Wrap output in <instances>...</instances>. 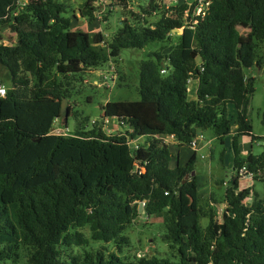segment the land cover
I'll return each instance as SVG.
<instances>
[{
	"label": "trees",
	"instance_id": "16d2710c",
	"mask_svg": "<svg viewBox=\"0 0 264 264\" xmlns=\"http://www.w3.org/2000/svg\"><path fill=\"white\" fill-rule=\"evenodd\" d=\"M13 1L0 0V28L15 33L0 43V79L8 88L0 96V264L22 256L24 264H264V200L246 203L253 186L240 189L235 180L246 167L264 181V151L244 157L238 145L239 136L255 138L247 116L254 77L244 69L264 66V0H212L205 16L187 12L186 3L165 8L150 0L139 4L142 20L135 13L123 19L111 39L74 29L58 0H30L6 17ZM96 8L87 0L80 13L94 20ZM153 14L160 15L154 23ZM175 28L183 29L177 43L140 63V99L103 106L119 120L113 131L97 122L68 135L52 132L66 118L62 102L77 74L117 60L124 49L164 42ZM190 80L199 82L196 99ZM228 104L237 110V175L219 220L202 203L197 153L181 164L164 136L175 135L182 147L212 129L223 141L232 130ZM143 202L144 215L163 218L176 260L123 253ZM91 240L119 251L90 247Z\"/></svg>",
	"mask_w": 264,
	"mask_h": 264
},
{
	"label": "rangeland",
	"instance_id": "374dc122",
	"mask_svg": "<svg viewBox=\"0 0 264 264\" xmlns=\"http://www.w3.org/2000/svg\"><path fill=\"white\" fill-rule=\"evenodd\" d=\"M58 1L65 5L67 10L66 16L71 17L74 29H82L87 32L102 31L105 33L107 39H111L119 29L123 19H132L131 17L135 13L137 15L136 18L142 20V15L144 14L139 4L146 5L150 0H129L126 6L120 4V0H113V2L106 3L104 7L98 8L94 20H90L80 13V8L83 7L87 0ZM194 2L195 0H164V7L170 8L173 5L183 3L191 5ZM159 18V14H153L149 20L154 23ZM1 28L4 30V33H7V31L11 32L10 35L13 36L9 37H11L10 39H14L15 35L12 34V31L4 27ZM239 30L242 34L250 33L249 26L244 24L239 26ZM182 32L183 29L175 28L170 37L164 42L153 43L143 49H124L121 56L111 62L118 74V81L115 83L111 80L103 82L102 76L96 70L77 74V79H72L68 84L70 95L68 97L69 101L68 99L66 100V104L67 109H71V114L67 119H64L63 123H58V125L67 127L72 133L80 127L89 130L93 127V120L100 116H106L103 106L108 101L140 99L139 68L141 61L146 59L150 52L160 50L162 45L174 46L178 41V35ZM259 52L260 55L263 54L261 47ZM99 70L103 74L107 73L110 70V64L104 65ZM244 70L247 77H254L255 85V91L250 96L247 107V116L253 125V135L255 138L238 137L241 155L247 157L251 153L258 155L264 151V66L260 67L256 64ZM0 82H2L1 79ZM8 82L6 81L5 83ZM190 98L192 99L193 97L190 95ZM227 110L232 120L231 132L226 134L222 141L217 137L214 130L206 129L202 131L201 135L203 137L200 141V149L196 151L198 158L195 172L201 181L200 195L202 203L205 209H209V206H212L219 220H222V215L227 207V188L237 175L233 146V139L237 129V110L232 104H228ZM192 151L193 149L190 145L183 146L181 164L187 162L192 155ZM248 177V173L243 174L240 172V176L235 178L239 182L240 189L253 186L249 198L245 200L246 203L264 200V181L255 179L253 176H250L251 178ZM209 221L210 217L206 216L202 217L200 222L203 227H206ZM85 232L87 235L90 234L88 228L85 229ZM125 234L129 237V243L123 247L124 254H129L133 258L136 256L155 255L159 258L177 259L174 248L166 240V227L163 218L160 216L144 215L143 205L141 215L134 223L127 227ZM89 246L94 248L105 247L109 252L119 251L113 242L107 243L91 240ZM24 262L25 258L22 256L18 264H24Z\"/></svg>",
	"mask_w": 264,
	"mask_h": 264
},
{
	"label": "built area",
	"instance_id": "2783aa9c",
	"mask_svg": "<svg viewBox=\"0 0 264 264\" xmlns=\"http://www.w3.org/2000/svg\"><path fill=\"white\" fill-rule=\"evenodd\" d=\"M30 0H14L13 4H12V11L10 13H8L6 15V17H15L17 15H19L21 13V11L28 5ZM113 2V0H94V4L96 5V11L95 14L98 10L99 7H104V5L106 3H110ZM129 2V0L123 1L120 0V4H123V6L127 5V3ZM158 3H163L162 5H164V0L158 1ZM212 3V0H195L194 3H192L191 5H189V9L187 10V12L190 11V9H193L194 11V15H201V16H205L206 12L208 11L210 5ZM193 15V16H194ZM9 31H11L10 27L5 28ZM6 30V31H7ZM4 30L2 28H0V43L2 41H4L5 43H11L10 42V38L13 36L10 35L11 32L4 33ZM12 34L15 35V33L13 32ZM11 36V37H9ZM110 70L103 74V72H99V74L102 76L103 78V82H107L109 80H111L113 83L118 81V74L115 71V67L113 66V64L110 62ZM167 69L165 67H163L162 69V73H166ZM192 80H190L189 82H191ZM98 83V81H97ZM7 86L3 83L0 82V96L4 97L7 94ZM99 122L100 125H102L106 131L111 132L113 131L116 127L114 126L115 124L119 123V120L117 117H110V116H100L99 118L93 120V123H97ZM52 132L57 134V135H68L71 134L72 132L69 131V129L67 127H63L62 125H58V123L53 127ZM202 135L201 133H199V135L192 140V142L190 143V147L193 148L194 150L198 151V149L200 148V141L202 139ZM176 139L175 135H165L164 136V140L167 143H171L173 140ZM242 173L246 172V167H244L243 169H241ZM247 173V172H246ZM248 175L252 176V174L248 173ZM142 205H144L145 203H141Z\"/></svg>",
	"mask_w": 264,
	"mask_h": 264
},
{
	"label": "crops",
	"instance_id": "0c3cea01",
	"mask_svg": "<svg viewBox=\"0 0 264 264\" xmlns=\"http://www.w3.org/2000/svg\"><path fill=\"white\" fill-rule=\"evenodd\" d=\"M91 71V70H89ZM96 72H100V70H96ZM198 80H192L190 83H189V94L193 97L192 99H196V94H197V89H198ZM201 133V132H200ZM200 144V143H199ZM202 144V143H201ZM171 150H172V153L173 155L176 157L175 159H177V157L179 158L178 160L181 162V158H182V149H183V146H179V143L178 141L175 139L171 142ZM174 148V149H173ZM193 149V148H192ZM200 149V148H199ZM198 149V150H199ZM196 150L193 149L192 151V154L195 152ZM197 153V152H196ZM198 155V154H197ZM175 162V161H174ZM246 173V172H245ZM243 173V174H245ZM249 177L248 178H251L250 175H248ZM197 178H198V183H199V191H200V180H199V177L197 175ZM246 178V179H248ZM201 193V191H200Z\"/></svg>",
	"mask_w": 264,
	"mask_h": 264
},
{
	"label": "water",
	"instance_id": "95a60500",
	"mask_svg": "<svg viewBox=\"0 0 264 264\" xmlns=\"http://www.w3.org/2000/svg\"><path fill=\"white\" fill-rule=\"evenodd\" d=\"M66 98L63 99V102H62V108H63V113L65 114V117L67 119V117L69 116L68 115V109H67V104H66ZM193 174H195V171L193 172ZM188 178V176L186 177ZM186 181V179L184 180V182ZM141 211H142V204H141V207H140Z\"/></svg>",
	"mask_w": 264,
	"mask_h": 264
},
{
	"label": "clouds",
	"instance_id": "9594fccd",
	"mask_svg": "<svg viewBox=\"0 0 264 264\" xmlns=\"http://www.w3.org/2000/svg\"><path fill=\"white\" fill-rule=\"evenodd\" d=\"M202 133V132H201ZM196 152V151H195Z\"/></svg>",
	"mask_w": 264,
	"mask_h": 264
}]
</instances>
